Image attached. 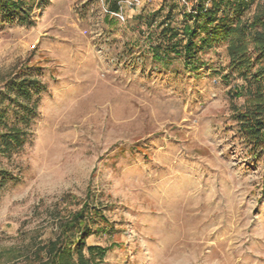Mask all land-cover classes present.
Returning a JSON list of instances; mask_svg holds the SVG:
<instances>
[{
    "label": "rangeland",
    "instance_id": "rangeland-1",
    "mask_svg": "<svg viewBox=\"0 0 264 264\" xmlns=\"http://www.w3.org/2000/svg\"><path fill=\"white\" fill-rule=\"evenodd\" d=\"M22 1L31 24L0 16V133L25 131L0 146V264H40L82 233L93 264H264V151L236 117L264 114L251 47L231 67L227 40L204 31L186 68L163 58L162 29L179 43L196 4ZM257 12L264 0L244 20ZM23 77L30 101L8 90Z\"/></svg>",
    "mask_w": 264,
    "mask_h": 264
},
{
    "label": "trees",
    "instance_id": "trees-1",
    "mask_svg": "<svg viewBox=\"0 0 264 264\" xmlns=\"http://www.w3.org/2000/svg\"><path fill=\"white\" fill-rule=\"evenodd\" d=\"M186 5L195 9L191 13H184L187 23L181 31L182 39L179 43H172L179 36L169 29H162L163 35L169 43V52L163 58L170 56L181 58L186 68L196 69L195 61L197 52L209 47V39L197 38L204 31L212 30L209 35L227 40V55L231 67L249 66L252 61L249 47L254 55L255 62L264 63V12L255 13L250 19L244 20V15L254 0H185ZM209 4V6H208ZM113 13L119 12L118 5L113 6ZM0 16L5 21H17L19 24H31L29 12L25 10L22 0H0ZM232 18V19H230ZM257 86L264 80V67H259L255 75L249 81ZM37 87V83L30 78L14 79L8 90L14 89L17 99L23 98L30 101L31 94ZM252 112H244L236 117L243 127V133L247 140L255 148L264 151V114L262 104H253ZM34 106L25 108L26 117L23 123L28 121L29 116L34 113ZM4 115L0 113V125H4ZM4 133H0V146L7 150L21 147L24 144L25 131L10 127ZM60 236L57 241L51 242L46 249V258L40 264H93L95 249L87 248L82 237ZM87 252V253H86Z\"/></svg>",
    "mask_w": 264,
    "mask_h": 264
}]
</instances>
